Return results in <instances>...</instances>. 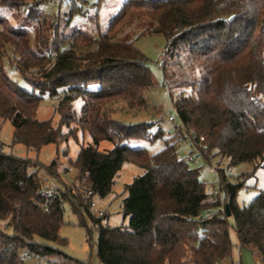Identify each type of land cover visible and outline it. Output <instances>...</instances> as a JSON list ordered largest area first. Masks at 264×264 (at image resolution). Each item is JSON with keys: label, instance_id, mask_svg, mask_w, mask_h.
I'll use <instances>...</instances> for the list:
<instances>
[{"label": "trees", "instance_id": "1", "mask_svg": "<svg viewBox=\"0 0 264 264\" xmlns=\"http://www.w3.org/2000/svg\"><path fill=\"white\" fill-rule=\"evenodd\" d=\"M0 4L20 8L28 2ZM133 25L141 29L130 39L126 32ZM154 33L166 39L161 66L172 90L180 89L175 101L180 118L209 145L204 157L219 154L229 166L250 162L254 169L264 168V0H125L97 37L82 31L40 35L38 49L32 47L28 28L0 16V131L10 120L13 143L23 142L36 153L70 136L78 140L79 131L89 137L77 157L69 158L77 170L70 188L56 158L44 165L0 145V264H25L28 254L41 264H92L62 249L68 243L60 234L65 201L89 235L85 213L96 228L100 264H220L232 253L231 226L240 247L254 249L264 259V189L240 205L237 195L245 181L230 179L220 169L231 215L203 218L220 200L207 192L200 170L177 157V139L167 137L155 154L127 144L133 138L166 137L161 127L152 133L153 122L115 117L120 104L148 106L147 90L154 82L150 59L137 40ZM9 46L32 91L5 69ZM44 93L60 96L55 124L37 117ZM79 98L82 105L76 110ZM103 141L113 146L101 148ZM124 162L144 172L119 195L128 224L111 226L103 223L105 215L90 211L87 192L107 196ZM32 164L65 188L47 190L38 171H28Z\"/></svg>", "mask_w": 264, "mask_h": 264}, {"label": "rangeland", "instance_id": "2", "mask_svg": "<svg viewBox=\"0 0 264 264\" xmlns=\"http://www.w3.org/2000/svg\"><path fill=\"white\" fill-rule=\"evenodd\" d=\"M25 1L28 2V5L20 8L0 4V16L6 17L14 26L28 28L32 35V47L38 49L40 35L46 38L53 37L56 33L71 36L76 31H82L97 37L100 32L106 30L109 21L118 12L125 0ZM73 9L74 12L71 13ZM140 29L141 27L133 25L127 30L126 37L134 39ZM137 45L149 57V66L152 70L154 86L147 90L148 106L144 109H128L127 107H122V104H120L115 117L127 123L138 121L153 122L151 131L155 133L160 127L164 130L171 127L167 116L175 112L172 98L164 93V87L162 86L163 80L166 79L164 78L161 66L166 39L160 33L146 34L137 40ZM14 56V50L9 46L7 55L4 57L5 69L9 76L21 87L32 91L33 87L22 77L16 68ZM171 69H168V71L171 72ZM173 89V92L180 91L175 86ZM36 92L39 93L38 90ZM59 98L60 96H51L48 93H44L40 99L37 117L39 119H52L55 124L59 118V114L56 112ZM81 105L82 101L80 98L75 100L74 107L76 110H79ZM13 133V124L10 120H6L0 131V145L3 146L4 150L11 151L20 156L37 157L44 165L50 164L56 158L66 188H70L69 186L75 181L77 170L72 167L69 158L75 159L77 157L81 144L88 143V136L83 137L79 131L78 140L70 136L58 144H46L36 153L28 149L23 142L13 143ZM166 138L164 136L155 139L133 138L127 144L133 148H146L150 154H155L166 146ZM172 140L174 139H169V141ZM112 146L113 144L110 141H103L101 144V148H111ZM186 151H189V146L183 148V152ZM219 163L221 167H226L229 164L226 158H222L218 154L213 156L211 160L203 157L201 162H188V165L191 168L200 170L199 177L201 181L206 180L209 183L216 184ZM232 167L233 174L229 178L233 180L243 179L245 181V187L240 189L237 201L240 205H247L264 189V168L258 167L254 169L253 164L250 162L232 165ZM37 168V164H32L28 171L37 170L43 186L47 190L59 191V188H65L63 182L49 176L43 167ZM66 170L68 171L66 172ZM143 172V167L133 162H124L115 179L112 191L105 197H100L97 194L94 195L93 199L96 201L97 206L90 207V211L94 214H98L99 210L103 211L106 216L103 218V223L105 224L111 226L127 225L129 217H125L123 213V196L119 195L128 183ZM88 200L89 198H87ZM63 206L64 223L60 228V234L67 238L68 243L62 249L79 260L89 261L92 264H100L97 257V230L92 225L89 216L85 213L82 221L90 226V235L87 232L86 226L79 223L80 220L72 209L70 202L65 201ZM229 219L232 225H234L233 218L230 217ZM230 237L232 241V253L228 257V260H226V263H231L232 261L239 264H255L256 254L250 249L240 247L237 232L233 226L230 227ZM25 264H41V262L37 258L26 256Z\"/></svg>", "mask_w": 264, "mask_h": 264}, {"label": "built area", "instance_id": "3", "mask_svg": "<svg viewBox=\"0 0 264 264\" xmlns=\"http://www.w3.org/2000/svg\"><path fill=\"white\" fill-rule=\"evenodd\" d=\"M162 86L164 87V93L166 95L171 96L172 101L175 105V101L180 98V94L178 92H173L172 88L169 86L166 79L163 80ZM168 121L171 123V127L164 130V135L168 138H175L177 139V143L175 145V152L178 158L182 159L184 162H201L202 158L205 156L204 154L207 152L209 145L206 141L204 135L198 134L193 128H187L183 123L178 110L175 106V112L169 114L167 116ZM189 146V151L183 152V148ZM220 169H222L228 176L233 174V167L227 165L226 167H221L218 164L217 167V178L216 184L209 183L208 181L204 180L202 183L205 185L206 190L211 196L218 198L220 200V204L216 207H212L207 209L202 217L203 218H211L214 215H224L226 212V202H225V194L222 189L221 183V176H220ZM87 195L90 197V206L96 207L97 203L93 199V191L89 190ZM47 210V208H45ZM99 215H104V212L99 210ZM29 258L34 257L31 254L27 255ZM255 264H264V259L258 258L255 261Z\"/></svg>", "mask_w": 264, "mask_h": 264}, {"label": "crops", "instance_id": "4", "mask_svg": "<svg viewBox=\"0 0 264 264\" xmlns=\"http://www.w3.org/2000/svg\"><path fill=\"white\" fill-rule=\"evenodd\" d=\"M250 250L253 251L256 254V257H257L256 259L261 258V255H260V253L258 251L254 250V249H250ZM226 260H228V257L225 258L220 264H239V263H234L232 261H231V263H226Z\"/></svg>", "mask_w": 264, "mask_h": 264}, {"label": "water", "instance_id": "5", "mask_svg": "<svg viewBox=\"0 0 264 264\" xmlns=\"http://www.w3.org/2000/svg\"><path fill=\"white\" fill-rule=\"evenodd\" d=\"M226 212H227V216L231 215L229 204H226Z\"/></svg>", "mask_w": 264, "mask_h": 264}]
</instances>
